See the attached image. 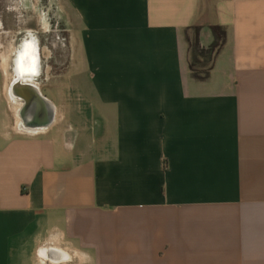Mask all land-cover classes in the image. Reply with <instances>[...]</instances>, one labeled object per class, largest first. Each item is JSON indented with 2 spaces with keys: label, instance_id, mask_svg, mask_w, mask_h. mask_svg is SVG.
<instances>
[{
  "label": "crops",
  "instance_id": "crops-1",
  "mask_svg": "<svg viewBox=\"0 0 264 264\" xmlns=\"http://www.w3.org/2000/svg\"><path fill=\"white\" fill-rule=\"evenodd\" d=\"M57 2L63 71L0 68V264H264V0ZM203 14L227 34L199 81ZM17 83L49 125L23 118Z\"/></svg>",
  "mask_w": 264,
  "mask_h": 264
},
{
  "label": "rangeland",
  "instance_id": "rangeland-1",
  "mask_svg": "<svg viewBox=\"0 0 264 264\" xmlns=\"http://www.w3.org/2000/svg\"><path fill=\"white\" fill-rule=\"evenodd\" d=\"M66 16L67 12L57 0H0V68H7L8 73L14 71L15 51L11 52V46L20 47L22 42L33 38L29 33H35L41 41L44 60L40 77L60 74L70 54L65 46L70 33ZM44 25H47L46 31ZM7 57L8 63L4 66ZM69 72L67 70L65 76L68 77ZM43 94L53 97L48 88H43Z\"/></svg>",
  "mask_w": 264,
  "mask_h": 264
},
{
  "label": "trees",
  "instance_id": "trees-1",
  "mask_svg": "<svg viewBox=\"0 0 264 264\" xmlns=\"http://www.w3.org/2000/svg\"><path fill=\"white\" fill-rule=\"evenodd\" d=\"M206 26L212 33V41L209 45L203 46L199 40V34ZM226 34V28L222 25L211 24L206 14L201 15L187 28L188 66L195 80L203 81L209 77L214 59L225 44Z\"/></svg>",
  "mask_w": 264,
  "mask_h": 264
},
{
  "label": "flooded vegetation",
  "instance_id": "flooded-vegetation-1",
  "mask_svg": "<svg viewBox=\"0 0 264 264\" xmlns=\"http://www.w3.org/2000/svg\"><path fill=\"white\" fill-rule=\"evenodd\" d=\"M47 25H44V30L46 31ZM29 31H32L29 29ZM30 36H33L31 40H26L21 43L20 47L15 48L14 45L11 46V52H14L15 57H14V73L10 74L8 73L9 77H18L20 79H25V80H30L32 78V75L34 72H31V63L36 64L35 66V73L38 69V66L40 64L41 68L43 66L44 60L42 59L41 55V49H42V44L40 39L38 38L39 36H35V33H29ZM29 39V38H27ZM65 45V44H64ZM65 46L68 47V52H69V41L68 45L66 44ZM46 49V48H45ZM47 50V49H46ZM7 58L4 59V66L7 62ZM69 61V58L65 61V64H67ZM31 66V67H30ZM14 109V107H13ZM15 110V109H14ZM35 122V121H34ZM30 123V122H29ZM33 123V122H32Z\"/></svg>",
  "mask_w": 264,
  "mask_h": 264
},
{
  "label": "water",
  "instance_id": "water-1",
  "mask_svg": "<svg viewBox=\"0 0 264 264\" xmlns=\"http://www.w3.org/2000/svg\"><path fill=\"white\" fill-rule=\"evenodd\" d=\"M12 93L14 96L22 98L25 102L23 118L26 116L30 118L33 122L30 123L33 126L37 123L47 126L52 122L54 107L51 102L40 95L35 86L29 83H17L13 87ZM34 121L37 123H34Z\"/></svg>",
  "mask_w": 264,
  "mask_h": 264
},
{
  "label": "bare ground",
  "instance_id": "bare-ground-1",
  "mask_svg": "<svg viewBox=\"0 0 264 264\" xmlns=\"http://www.w3.org/2000/svg\"><path fill=\"white\" fill-rule=\"evenodd\" d=\"M32 65H33V67H31ZM31 66H30V67H31V70H32L31 72H35V70H34V69H35V66H36V64H34V63H31ZM31 79H32V78H31ZM14 109H15V111H16V109H17V106H15V107H14Z\"/></svg>",
  "mask_w": 264,
  "mask_h": 264
}]
</instances>
